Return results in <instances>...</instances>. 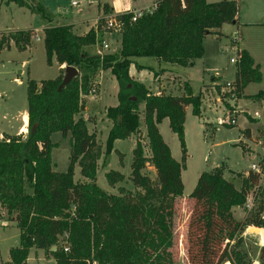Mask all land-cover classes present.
Here are the masks:
<instances>
[{
	"label": "trees",
	"instance_id": "16d2710c",
	"mask_svg": "<svg viewBox=\"0 0 264 264\" xmlns=\"http://www.w3.org/2000/svg\"><path fill=\"white\" fill-rule=\"evenodd\" d=\"M3 1L27 8L49 22L53 20L43 0ZM152 6L151 13L135 21H131V12L114 15L117 26L113 30L120 34V47L102 55L90 52L103 33L113 31L101 28V22L83 35L75 34L69 24L50 23L43 28L47 63L54 59L59 66H73L78 75L59 91L62 73L55 79L28 80L27 133L0 139V219L4 210L7 220L20 230V245L10 249L9 261L4 264H26L30 248L42 250L54 264L174 263L167 248L172 246L174 235V203L183 196L185 113L190 106L193 115H200L202 93L194 95L190 85L183 82L179 95L155 94L134 80L128 69L135 63L134 58L142 56L165 65L191 66L203 55L206 36H219L223 24L237 23L238 7L235 0H156ZM102 10L110 12L106 5ZM32 34V29L1 34L0 49L10 40L25 49ZM235 57V76L229 82L228 93L238 99L247 84L260 81L261 73L246 50L236 49ZM134 65L138 70L151 71L154 77L163 71ZM101 71H109L118 86L117 104L105 108L110 127L103 150L96 134L88 131L79 115L84 109L82 95L95 89V77ZM218 85L225 86V82ZM254 97L264 94L259 92ZM164 118L178 138L179 161L172 157L158 130ZM140 119L150 154H144L140 138L135 140L128 177L133 189L120 186L117 193H109L96 184L98 160L109 155L114 141L138 133ZM54 132L70 135L64 172L52 168L54 143L50 136ZM243 133L249 137L248 129ZM148 162L155 169V180L143 172ZM76 164L84 181L73 179ZM239 175L237 186L223 176L222 167L199 174L188 196L194 201L186 233L188 264L253 263L255 256L241 250L240 232L254 226L262 229L264 237V181L261 184L259 176L251 171ZM105 177L110 186L125 179L112 169ZM253 186H257V205L243 220H236L232 208L244 204ZM262 258L264 244L256 261Z\"/></svg>",
	"mask_w": 264,
	"mask_h": 264
},
{
	"label": "rangeland",
	"instance_id": "374dc122",
	"mask_svg": "<svg viewBox=\"0 0 264 264\" xmlns=\"http://www.w3.org/2000/svg\"><path fill=\"white\" fill-rule=\"evenodd\" d=\"M73 1L76 2V5L72 4ZM111 1L116 4L115 10L118 9V5H127L128 1L135 4L134 0H43V5L53 17L54 24L70 23L72 31L80 34L97 17L101 16H97L98 8L103 3L111 4ZM146 1L151 7L155 0ZM235 1L238 7L237 23H225L219 29V36L208 35L204 38L206 51L212 52L209 59L202 57L193 68L182 69L187 73L185 75L188 76L187 82L192 93L196 95L201 92L203 97L199 116L191 113L190 106L186 107L184 120L186 158L185 167L181 172L183 194L186 197H182L174 203V235L172 246L167 248L174 260L173 264H188L186 233L194 205V201L188 196L195 186L199 174L203 171H211L216 167H222L226 179L233 180L239 186L241 180L239 174L246 175L250 171L252 162L262 160L264 163V152L258 141L264 137V97H254L260 90L264 93V0ZM49 24V21L41 18L37 13L30 12L27 8L0 0V35L20 30H33L30 44L25 49H19L13 40H10L8 46L0 49V139L9 134L18 135L20 127L25 124V120L27 122V117L24 119L27 112V81L55 79L61 73L63 74V70L62 72L59 70L60 67L54 59L50 64L46 61L43 28ZM231 39L235 44H231ZM101 40L108 43V48L104 53L117 51L120 47V34L117 30L103 33ZM95 49L96 46L90 48V52L96 53ZM235 49L246 50L258 63L261 73L260 81L247 84L243 89V96L236 100L228 93V87L218 85L219 89H217V85H207L213 76V72L210 71L217 68L224 69V78L231 77L234 64L229 60L234 57ZM136 58L140 63L151 65L155 69L165 66V63H161L153 57ZM102 73L101 71L95 77V81L97 80L96 92L89 93L87 98L82 95L84 109L79 115L86 119L88 131H93L96 134V140L103 150L108 132L105 108L116 105L117 98L116 89L114 90L113 87V84H116L115 80L108 77V74L111 77L108 71L107 74L103 73V75ZM162 82H167V86L172 85V88L175 87L176 90L183 92L182 86L185 81L177 82L176 77L167 75V79ZM234 101L238 113L234 109ZM142 107L143 103H140L139 108L142 109ZM207 107L210 108L207 109ZM254 111L258 112L259 118L253 117ZM228 115L235 118L234 125L230 126L224 123V120L222 121ZM168 124V120L164 118L158 124V130L168 145L172 157L179 161L181 158L179 141ZM245 128L249 129L250 137L244 135L243 129ZM143 131L145 132V128L140 119L138 133L114 141L112 150L105 157L107 164L104 163V167L102 166L105 160L103 155L98 160L96 184L101 189L109 193H117L120 186L133 189L128 177L131 171L130 164L135 140L140 138L144 146V154L146 156L150 154ZM50 140L54 143L50 153L52 168L57 172H64L67 170L69 161L70 135L69 133L63 135L61 132H54L51 134ZM244 142L250 147V151L243 150ZM110 169L122 173L125 177L124 181L110 186L105 177V173ZM143 172L151 180H155V169L150 162L146 163ZM73 179L74 181H84L77 164L74 166ZM263 181L264 179H261L260 183L262 184ZM254 207L248 211L243 208V205L234 206L232 208L233 217L240 221L253 211ZM1 216L0 264H4L9 261L10 249L20 245V230L14 222L7 220L4 210H1ZM240 236L242 238L241 250L247 256H255V258L252 257L254 260L252 264H264V258L256 261L259 256V244H261L260 242L264 244V237L260 234H248L245 230L240 232ZM60 243L65 244L64 240H60ZM42 254V250L30 248L26 264H54L51 258H45Z\"/></svg>",
	"mask_w": 264,
	"mask_h": 264
},
{
	"label": "crops",
	"instance_id": "0c3cea01",
	"mask_svg": "<svg viewBox=\"0 0 264 264\" xmlns=\"http://www.w3.org/2000/svg\"><path fill=\"white\" fill-rule=\"evenodd\" d=\"M156 1V0H155ZM154 1V2H155ZM103 3V2H102ZM134 3L135 4H131L130 3V1H128V4L127 5H124V6H122V5H118L119 7H118V9L117 10H115V8H116V4L113 2V1H111V4H108V3H103L101 6H100V8H98V10H97V16H99V15H101V16H99V17H97L95 20H94V22L90 25V26H87L86 27V29H85V31H83V33H75V34H78V35H83V34H85L90 28H93L94 27V25H95V23H96V21L98 20V18H100V17H103V16H106V15H116V14H120V13H124V12H131V11H133V10H138V9H145V8H147V7H149V3H147V1L146 0H134ZM99 4V3H98ZM97 4V5H98ZM154 4V3H153ZM103 5H106L107 7H108V9L110 10V12L109 13H107V14H105V13H103V10H102V7H103ZM101 11V12H100ZM102 13V14H101ZM50 23H52V24H54L53 23V20H52V22H50ZM56 24H58V23H56ZM62 24H65V23H62ZM67 24H69V25H71L72 26V24H70V23H67ZM45 28V27H44ZM233 39V38H232ZM231 39V40H232ZM235 39V38H234ZM36 40H37V38H36ZM205 44H206V40L205 39H203V41H202V46H203V55L200 57V58H198V59H196V60H194V62H193V64L191 65V66H189L190 68H193L194 66H195V64L197 63V61L198 60H200L202 57H205L206 59H209V57L211 56V54H212V52H207L206 51V49H207V47H205ZM235 44V43H234ZM233 47V46H232ZM236 50V49H235ZM252 57V56H251ZM253 59V58H252ZM254 60V59H253ZM134 62L135 63H137V64H139V65H146V66H151V65H148V64H143V63H140L138 60H137V58H134ZM256 64H258L256 61H254ZM134 63V64H135ZM133 63L129 66V69H128V73H129V75L134 79V80H137V81H139V82H142L145 86H146V88L149 90V91H151L152 93H155V94H158V93H162V92H164L165 94H172V95H179L181 92H180V90H176L175 89V87H173L172 88V85H169V86H167V82H162V80H165V79H167V75H172V76H174V77H176V81L178 82V81H180V82H182V81H185V82H187V80H188V76H186L185 74H187L186 73V71L185 70H182L183 68H188V67H180V66H176V65H169V64H167V65H165V66H159L157 69H155L153 66H151V67H153V70L154 71H156V72H160V70L161 69H163V71H161L158 75H156V77H154L153 76V73L151 72V71H148V70H146V69H141V70H138V69H136V67H135V65H134ZM215 65V64H214ZM60 68H59V70L60 71H62L63 70V68H64V64L63 65H60L59 66ZM178 67H180V68H178ZM208 68H211V67H208ZM213 69H215V68H213ZM232 69H233V73L231 74V77H228V78H224L223 77V72H224V69H222V68H217V69H215L214 71H210V72H213V76H212V78H215V80H212V78H211V80H210V82L207 84V85H218V84H220V82H230V81H232L233 79H234V76H235V67L233 68L232 67ZM107 71H104L103 73H106ZM109 72V71H108ZM102 73V74H103ZM110 73V72H109ZM107 74V73H106ZM104 75V74H103ZM108 77L110 78V79H114V77L111 75V77L109 76V74H108ZM115 80V79H114ZM115 83H116V80H115ZM159 83V85H156V84H158ZM188 83V82H187ZM98 85V84H97ZM113 87H114V90L116 89V92H115V95L117 94V83L116 84H113ZM156 87V88H155ZM207 88V87H206ZM217 88V87H216ZM159 90V91H158ZM176 92H178V93H176ZM180 92V93H179ZM260 93H262V94H264L261 90L259 91ZM258 92V93H259ZM88 96V95H87ZM87 96H86V98H87ZM203 97V96H202ZM99 98V97H98ZM262 98V97H261ZM239 99V98H238ZM236 100V99H235ZM234 109H236V113H238V109L236 108V103H235V101H234ZM205 107V106H204ZM86 108V107H85ZM202 108V107H201ZM210 107H207V109H209ZM254 112H257V111H254ZM253 112V113H254ZM258 113V112H257ZM83 114V113H82ZM81 117H82V115H80ZM26 117H27V114H26V116H25V118L24 119H26ZM254 117V116H253ZM83 118V117H82ZM254 118H259V114H258V117H254ZM84 119V118H83ZM252 119V118H251ZM85 120V122H86V119H84ZM107 121V128L109 129V127H110V124H109V121L108 120H106ZM185 122V121H184ZM27 124V122H26V120H25V124H23L21 127H20V132L19 133H17L18 135H21V136H25L26 135V133H27V128H26V125ZM86 126H87V122H86ZM247 128H245V129H243V131L244 130H246ZM91 130H92V126H91ZM140 130H142V129H140ZM184 131H185V127H184ZM248 131H249V129H248ZM91 132H93V131H91ZM143 133H144V135H145V132L143 131ZM10 135V134H9ZM5 136H8V135H5ZM5 136H2L1 137V139H3ZM249 137H250V131H249ZM262 139V138H261ZM261 139L260 140H258L259 141V143H260V141H261ZM245 143V142H244ZM242 147H244L243 149L244 150H246V151H250V147L249 146H247V144L245 143V144H243V146ZM263 162V161H262ZM223 176L226 178V176L224 175V172H223ZM182 197H186V196H184V194H183V196ZM181 199V198H180ZM243 220V219H242ZM250 226H248L247 228H249ZM247 228L245 229V231L247 230ZM259 233L258 234H260L262 237H263V231H262V229L261 228H259ZM247 232V231H246ZM261 236H259V238H262ZM261 244H259L260 246L262 245V242H260ZM43 252V251H42ZM36 256H37V254H35ZM43 256H44V252H43V254H42Z\"/></svg>",
	"mask_w": 264,
	"mask_h": 264
},
{
	"label": "built area",
	"instance_id": "2783aa9c",
	"mask_svg": "<svg viewBox=\"0 0 264 264\" xmlns=\"http://www.w3.org/2000/svg\"><path fill=\"white\" fill-rule=\"evenodd\" d=\"M72 4L76 5V2L73 1ZM152 10H153V6L146 8V9H138V10L131 11V21H135L142 14L151 13ZM99 22H101V28L108 30V31L109 30L112 31L117 26V22H116V19L114 18V15H106V16L98 18V20L96 21L93 27L94 29H96V26ZM95 46H96V49H95L96 54L102 55L104 51L108 48V43L105 40H101L100 42L96 43ZM229 61L230 63L234 64L236 62L235 55L234 57H231ZM225 86L229 87L228 81L225 82ZM92 93H95L94 88L90 90V94ZM253 116L258 117V113L254 112ZM223 120H224V123H226L227 125L235 124V118L232 116L228 115V117L226 119H222V121ZM260 147H261V150L264 152V137L260 141ZM250 171L254 174H257L259 176V180L264 179V163L262 162V160H257L255 162H252L250 165ZM256 188L257 186H253L245 198L243 208L248 211L253 209L256 203V198H257ZM64 250H67V248H64Z\"/></svg>",
	"mask_w": 264,
	"mask_h": 264
},
{
	"label": "water",
	"instance_id": "95a60500",
	"mask_svg": "<svg viewBox=\"0 0 264 264\" xmlns=\"http://www.w3.org/2000/svg\"><path fill=\"white\" fill-rule=\"evenodd\" d=\"M78 75V70L73 67V66H64L63 68V74H62V79H61V83L58 86V91L63 88L72 78L76 77ZM264 215V209H263V213ZM247 233L248 234H252V235H256L259 233V228L257 227H249L247 228ZM55 247H52L51 250H54Z\"/></svg>",
	"mask_w": 264,
	"mask_h": 264
}]
</instances>
